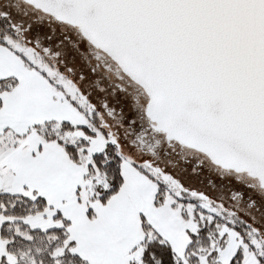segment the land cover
Wrapping results in <instances>:
<instances>
[{
	"label": "snow or ice",
	"instance_id": "obj_1",
	"mask_svg": "<svg viewBox=\"0 0 264 264\" xmlns=\"http://www.w3.org/2000/svg\"><path fill=\"white\" fill-rule=\"evenodd\" d=\"M0 264H264V0H0Z\"/></svg>",
	"mask_w": 264,
	"mask_h": 264
}]
</instances>
